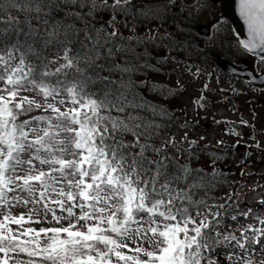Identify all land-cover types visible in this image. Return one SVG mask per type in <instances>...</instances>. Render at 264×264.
Wrapping results in <instances>:
<instances>
[{"label":"snow or ice","instance_id":"1","mask_svg":"<svg viewBox=\"0 0 264 264\" xmlns=\"http://www.w3.org/2000/svg\"><path fill=\"white\" fill-rule=\"evenodd\" d=\"M212 3L0 0V264H264V184L231 180L225 142L192 138L171 105L202 80L208 112L226 43L264 77V0H236L243 37L208 21L197 51ZM213 120L233 151L251 129L238 168L264 153V130Z\"/></svg>","mask_w":264,"mask_h":264},{"label":"rangeland","instance_id":"2","mask_svg":"<svg viewBox=\"0 0 264 264\" xmlns=\"http://www.w3.org/2000/svg\"><path fill=\"white\" fill-rule=\"evenodd\" d=\"M214 3V2H213ZM210 5L211 15L205 14L200 18L198 22L194 24V27H205L206 34L202 35L200 33H194V39L198 43H202L203 38L207 37L209 32L211 31L208 26V21L213 19H220L218 14V8L215 4ZM220 21V20H219ZM220 24L227 28V25L223 22ZM228 29V28H227ZM203 37V38H201ZM196 47V46H195ZM197 49V47H196ZM215 53L214 56H222L231 62H235V59L238 57H234L229 55V47L228 44L224 46L222 50L213 51ZM216 58V57H215ZM244 60H248V58H244ZM214 62L212 65L206 66V72L214 73L215 75L210 80V86L216 90V95H209V100L211 101V106L207 113L203 110H199V115H196V110L194 107V101L200 96L202 83L203 81H196L194 84H189L187 87V91L177 97L175 100L171 102V105L175 107L178 111L179 122H182L185 119L183 113H187V118L189 120H193L195 123V127L189 133L192 138H198L200 136L206 137V142L215 146L218 140H223L225 142V146L228 149L233 150V145L236 144V138L234 136L226 135V131L228 126L225 124H217L214 123L213 117L216 120H224L233 121L239 124L241 119L248 121L251 124H254L256 129L264 130V95L257 94L261 91V89H256L251 86L249 83H245V81H241L238 78L228 77L224 74V72L216 65ZM242 68H245L242 67ZM226 76V77H225ZM164 78V77H163ZM160 78V80H164ZM217 78L219 79V83H217ZM173 80L175 79L172 78ZM221 88L226 89L225 92H220ZM232 88L240 89L244 94L235 95L232 92ZM264 90V89H263ZM231 95L232 100L225 101L224 97ZM225 95V96H223ZM253 112L255 113V117L253 116ZM207 118H203V117ZM194 118V119H193ZM170 132L173 134L179 135L180 133L177 131L175 125L172 126ZM243 140L241 141V146H239L233 156V161L229 162V168L231 173H235L236 175L231 176V180H236L239 176L240 168H245L248 173L255 172L259 177L257 181V176H253L247 180H244L243 183L246 185H253L256 182L260 184H264V155L261 157H248L244 160L243 164H240V167H237V164L241 159L245 157L246 150L243 146L244 141H247L249 144L252 141L249 139L250 129L247 127H243ZM166 135V133H165ZM258 139L262 144H264V135L259 136ZM224 150V148L222 149ZM250 165V167H248ZM237 191H244L243 188H238ZM226 191H221L217 193V195H221ZM252 194H249V201H251ZM249 206L254 207L251 203Z\"/></svg>","mask_w":264,"mask_h":264},{"label":"water","instance_id":"3","mask_svg":"<svg viewBox=\"0 0 264 264\" xmlns=\"http://www.w3.org/2000/svg\"><path fill=\"white\" fill-rule=\"evenodd\" d=\"M214 3L218 4L221 18L229 22L231 30H238L240 36L243 37L245 29L242 20L237 14L236 0H215ZM242 64L246 67H238L230 61L217 59V66L225 74L241 80H246L253 87L264 88V77L255 73L252 63L250 61H243ZM253 73H255V75H253Z\"/></svg>","mask_w":264,"mask_h":264},{"label":"trees","instance_id":"4","mask_svg":"<svg viewBox=\"0 0 264 264\" xmlns=\"http://www.w3.org/2000/svg\"><path fill=\"white\" fill-rule=\"evenodd\" d=\"M193 28H194V26H193ZM192 28V29H193ZM196 47H197V51L199 50V47L196 45ZM215 55V53L214 52H212L211 54H210V56L208 57V60L210 61V63H208V64H206V66H209V65H212V63L214 64V62L216 61V59H217V57H221V58H223L222 56H214ZM216 57V58H215ZM175 76H173L172 78H174ZM160 78H163V77H160ZM159 78V79H160ZM164 79V78H163ZM229 96H226L227 97V100H225V101H229V100H232V98H231V95L230 94H228ZM223 96H225V95H223ZM198 99V98H197ZM230 102V101H229ZM177 116L179 117V115L177 114ZM237 125H239L238 123H236ZM227 126V125H226ZM172 128V127H171ZM170 128V129H171ZM170 129H169V131H170ZM242 129H243V126H241L240 127V130L242 131ZM249 134H251V129H250V132H249ZM227 151L228 153H230L231 155H230V158H228L227 160H226V163H224V164H221L220 165V167L221 168H224L226 171H230V166H229V162L230 161H233V156L232 155H235L236 153H238V152H235V151H233L232 149H228L227 148V146L224 148V150H222L221 149V151ZM262 155H264V153H262V154H259V155H257L255 152L250 156V157H261ZM230 179H231V176H230ZM222 192L223 191H228V189L227 188H224V189H222L221 190Z\"/></svg>","mask_w":264,"mask_h":264},{"label":"flooded vegetation","instance_id":"5","mask_svg":"<svg viewBox=\"0 0 264 264\" xmlns=\"http://www.w3.org/2000/svg\"><path fill=\"white\" fill-rule=\"evenodd\" d=\"M220 20V22H222L221 21V19H219ZM203 29L201 28V27H194L193 29H191V31H192V33H193V37H194V33L195 34H198L199 33V31H202ZM211 30V29H210ZM201 38H203V37H201ZM207 38V37H206ZM206 38H203V40L202 41H204ZM197 45L199 46L200 45V43H198L197 42ZM243 60H244V58H241V57H238L237 59H235V62H233L235 65H237V66H243V64H242V62H243ZM248 60H250L251 62H252V67L255 69V71L258 73V74H260V69L258 68V67H256V65H255V63L253 62V60L252 59H248ZM244 67V66H243Z\"/></svg>","mask_w":264,"mask_h":264}]
</instances>
